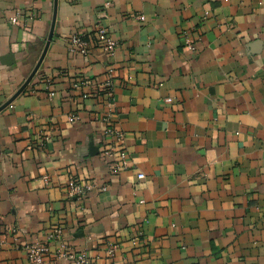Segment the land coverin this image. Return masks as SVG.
I'll list each match as a JSON object with an SVG mask.
<instances>
[{
    "label": "crops",
    "instance_id": "crops-1",
    "mask_svg": "<svg viewBox=\"0 0 264 264\" xmlns=\"http://www.w3.org/2000/svg\"><path fill=\"white\" fill-rule=\"evenodd\" d=\"M109 124L124 169L103 157ZM71 179L96 190L72 199ZM8 230L0 264L56 230L48 264H74L62 244L92 264H264V0H0Z\"/></svg>",
    "mask_w": 264,
    "mask_h": 264
},
{
    "label": "built area",
    "instance_id": "built-area-1",
    "mask_svg": "<svg viewBox=\"0 0 264 264\" xmlns=\"http://www.w3.org/2000/svg\"><path fill=\"white\" fill-rule=\"evenodd\" d=\"M143 19V17L141 18ZM11 22L16 23L17 19H12ZM96 40L98 45L106 52L108 55H113L116 50L117 43L114 42L108 30L102 26H99L97 29ZM70 53L73 55L80 54L82 56H88L90 54V48L88 42L85 40L84 34H74L71 36L69 40ZM89 82H85L84 85H88ZM49 85V84H48ZM106 87L112 93L111 88L112 85L110 82L106 84ZM51 97L54 96V93L51 92ZM70 122L75 123L78 121V117L73 115L70 117ZM104 143H105V151L103 153L104 158H115L118 160L115 167L117 169H124L125 160L128 156L127 149L125 148V135L120 130L112 125H108L104 130ZM121 163V164H120ZM122 163H124L122 165ZM139 179H144V175H140ZM46 182L48 183L47 179ZM96 190V187L93 184L89 183H81L76 179H71L67 185V194L72 199H83L85 196L93 193ZM105 191L106 189H102ZM11 231H6L0 237V248L8 239V234ZM61 235V230H56L54 234H51L47 243H35L26 247V254L30 264H48L47 256L50 253V243L55 239L56 236ZM66 245L62 244L60 257L70 258L74 262V264H92L90 261L89 254L87 252H81L76 254H68L66 252Z\"/></svg>",
    "mask_w": 264,
    "mask_h": 264
},
{
    "label": "water",
    "instance_id": "water-1",
    "mask_svg": "<svg viewBox=\"0 0 264 264\" xmlns=\"http://www.w3.org/2000/svg\"><path fill=\"white\" fill-rule=\"evenodd\" d=\"M52 40H53V35L50 36V38H49V40H48V42H47L46 48H45V50H44V52H43V54H42V56H41V58H40L38 64L36 65V67H35L33 73L31 74V76L28 78V80L26 81L25 85H24L23 88L21 89L20 93L23 92V91L29 86V84L32 82V80H33V79L35 78V76L37 75L38 71L40 70V68H41V66H42V64H43V62H44V59H45V57H46V54H47V52H48V49H49V47H50V44H51ZM20 93H19V94H20Z\"/></svg>",
    "mask_w": 264,
    "mask_h": 264
}]
</instances>
